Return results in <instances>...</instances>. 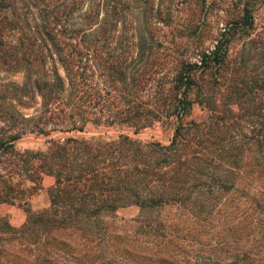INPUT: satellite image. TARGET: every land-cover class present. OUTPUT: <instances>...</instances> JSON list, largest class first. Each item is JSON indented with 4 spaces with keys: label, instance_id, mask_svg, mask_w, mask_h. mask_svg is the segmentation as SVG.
<instances>
[{
    "label": "trees",
    "instance_id": "1",
    "mask_svg": "<svg viewBox=\"0 0 264 264\" xmlns=\"http://www.w3.org/2000/svg\"><path fill=\"white\" fill-rule=\"evenodd\" d=\"M170 12L162 0H0V73L23 74L20 83L0 78V204L14 201L16 171L34 185L53 178L47 208L27 204L18 227L0 216V264L143 262L140 250L115 244L112 218L126 206L153 220L162 241L178 232L186 255L191 233L210 226L219 245H264V86L254 92L213 78L226 38L197 62L167 69L171 55L157 31L170 25ZM242 23L251 25L248 10ZM191 94L206 110L198 119L185 118ZM173 116L169 144L134 136ZM89 123L131 134L50 138L39 151L14 145L26 133ZM240 264L257 263L249 252Z\"/></svg>",
    "mask_w": 264,
    "mask_h": 264
},
{
    "label": "rangeland",
    "instance_id": "2",
    "mask_svg": "<svg viewBox=\"0 0 264 264\" xmlns=\"http://www.w3.org/2000/svg\"><path fill=\"white\" fill-rule=\"evenodd\" d=\"M162 3L164 9L168 8L171 11L172 16L170 25L165 26L159 23L157 31L158 38L168 47L171 55L170 61L164 64L167 69L170 70L176 60L197 62L200 53H210L219 39L226 38L228 45L225 60L219 69L212 68L215 71L213 78L219 80L218 75L222 74L225 76L226 84L232 85L239 82L254 92L257 87L264 86V0H162ZM246 10L251 16L250 26L242 23ZM234 23H238L237 26ZM166 68L162 71L164 72ZM0 78L4 81L11 80L20 83L23 80V74L1 72ZM93 78L101 87V78L96 76ZM246 96L254 98L253 92ZM190 98L192 104L185 118L198 119L205 114L206 110L194 100L192 94ZM36 100L38 101V99ZM20 110L30 115L34 113L35 107L20 108ZM176 124L175 116L164 118L162 121H156L151 126L140 130L134 136L143 141H155L166 145L169 144L173 136ZM119 133L131 134V131L116 126H96L89 123L83 131H55L47 135L37 132L26 133L17 139L14 145L20 151H39L47 148L50 138L90 137L98 134L115 136ZM9 158L12 157L9 156ZM21 174L20 171L14 172L13 179L10 181L16 185L19 184L22 188L27 186L29 190L24 192L20 187L19 190L16 188L18 192H11L12 195H10L14 201L0 204V216L16 227L24 222L26 208L39 210L48 207V188L53 183L51 176L43 175L37 180L38 184L34 185L31 180H26ZM29 192H31L29 197L25 196ZM27 204L28 207H26ZM115 215V218H112L116 228L115 244L119 250L122 246H128L130 250H140L143 262L139 260L140 263L137 262V264H158V262L169 264L171 263L169 254L172 253L176 258L180 255L182 259H185L184 264L201 261H205L207 264H240L243 262L244 253L249 254V252L253 253L257 264H264V245L261 246L258 242L249 247L246 246L244 250L240 251H237L235 246L219 245L211 238L214 237L212 231L215 230L211 226L195 231L194 235L191 233L192 249L188 248V251H192L191 254L186 255L178 252L177 244L181 242L179 233H175V239L171 235V239L167 240L168 237H164V241H162L163 235H158L151 229L153 220L145 216L138 217L137 206L119 208ZM225 235L228 237V233ZM175 252H178L179 255ZM151 254L157 256L158 259L150 257ZM162 257L166 259L162 260ZM129 260L131 263L134 262L131 257Z\"/></svg>",
    "mask_w": 264,
    "mask_h": 264
}]
</instances>
